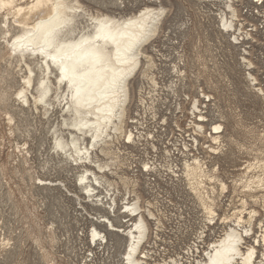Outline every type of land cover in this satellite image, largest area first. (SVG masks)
Wrapping results in <instances>:
<instances>
[{
  "label": "rangeland",
  "instance_id": "obj_1",
  "mask_svg": "<svg viewBox=\"0 0 264 264\" xmlns=\"http://www.w3.org/2000/svg\"><path fill=\"white\" fill-rule=\"evenodd\" d=\"M78 2L93 15L124 18L147 6H162L164 13L157 34L144 48L148 56L140 59L130 80L124 127L113 135L115 162L105 172L113 184L96 188L102 202L86 196L77 181L80 165L54 147L53 131L67 133L61 107L34 106L32 88L28 105L17 96L28 71L25 62L9 55L0 33V264H123L126 236L97 221L114 210L113 223L127 228L133 217L124 205L134 194L149 227L144 246L151 264L169 258L192 264L200 254L203 258V252L189 253L217 239L227 225L223 215L242 208V200H247V210L258 211L256 222L264 224V189L248 192L244 187L251 175L264 176V37L257 32L264 24V0ZM81 13L76 23L80 28L91 24ZM223 18L232 28L223 26ZM11 27L8 38L19 30ZM36 62L33 56L27 61L34 82L39 75ZM216 123L223 127L215 143L210 135L216 134L210 132ZM125 130V136L131 130L143 137L124 144ZM189 137L193 145L199 143L191 157L183 145ZM206 145L213 158L201 153ZM192 157L225 183L223 193L218 180L207 184L215 187L208 189L215 199L213 223L182 172L184 161ZM94 225L106 243L90 237Z\"/></svg>",
  "mask_w": 264,
  "mask_h": 264
},
{
  "label": "bare ground",
  "instance_id": "obj_2",
  "mask_svg": "<svg viewBox=\"0 0 264 264\" xmlns=\"http://www.w3.org/2000/svg\"><path fill=\"white\" fill-rule=\"evenodd\" d=\"M23 1L0 0V33L9 55H14L17 61L25 62L28 71V75L22 77L23 86L17 96L24 105H28V90L32 88L35 91L32 95L34 106L44 105L53 109L57 104L61 107V124L67 133L64 136L57 133V130L53 131L54 147L60 149L66 158L80 165L77 181L86 196L102 202V192L96 188L103 183L110 187L113 184L105 172L115 162L113 135L120 134L124 127L130 99V80L141 63L140 59L148 56L144 48L158 32L164 8L147 6L138 13L123 18L103 13H86L78 0ZM2 12L5 14L2 15ZM79 13L87 15L91 24L81 28L76 26ZM222 21L225 28H232L231 21L228 22L225 18ZM11 26H16L19 30L8 38ZM31 56L35 58L39 68L35 82L33 69L27 63ZM50 96H53V100L49 99ZM193 108L198 110L196 103ZM201 118L202 115H198L199 122ZM222 127L219 123L212 125L213 132L210 133L216 134L210 135L213 142L220 140ZM196 128L201 131L203 126L198 125ZM125 133L126 130L125 140L132 141L131 130L126 136ZM182 172L190 189L197 195L205 218L213 223L217 216L215 199L209 195L208 189L214 191L215 187L207 184L218 178L207 170L206 164L198 157L184 161ZM250 177L244 184L248 192L264 189L263 175ZM122 180L126 182L125 178ZM218 182L223 193L225 183L220 180ZM104 189L108 191L107 187ZM134 196L132 202L124 205L133 217L127 228L120 229L122 225L113 223L114 210L113 213L107 210V213L99 214L97 222L104 223L109 230L121 231L126 236L123 264H151L144 246L149 227L144 217L145 212L143 213L139 204L140 198L138 195ZM110 200L116 204L115 198L110 197ZM262 200L264 211V195ZM241 206L232 214L223 215L222 221L227 222V225L217 239L206 242L207 247L203 249L198 246L190 249L191 255L196 252L204 253L203 258L201 254L194 258L192 264H264L263 221L259 219L256 222L258 211L247 210V200H242ZM144 211L152 215L150 210ZM90 232L93 240L99 238L107 242L105 234L98 231L95 225ZM170 262L184 264L177 258L162 259L153 264Z\"/></svg>",
  "mask_w": 264,
  "mask_h": 264
},
{
  "label": "built area",
  "instance_id": "obj_3",
  "mask_svg": "<svg viewBox=\"0 0 264 264\" xmlns=\"http://www.w3.org/2000/svg\"><path fill=\"white\" fill-rule=\"evenodd\" d=\"M250 1H252V2H257V3H261L263 0H250ZM222 26V25H221ZM259 26H260V28H259ZM257 27V26H256ZM258 29H257V32H258V34H261V35H263V37H264V24L262 23H260V25H258V27H257ZM260 29V30H259ZM258 34H257V36H256V38L255 39H257V40H260V38L258 37ZM150 79V78H149ZM151 81H153L152 79H150ZM143 101V100H142ZM205 108V106H202V108ZM152 109V108H151ZM163 122H164V120H163ZM186 132V131H185ZM133 133V132H132ZM134 134V133H133ZM150 134V133H149ZM190 134H192V127H191V132H188V136L190 135ZM134 136L135 137H133V140L132 141H128V140H125L124 139V144L125 143H127V144H130V143H134L137 139H136V136H138V137H141L142 136V134L141 133H136V134H134ZM197 137H198V139L200 140V134H197L196 135ZM143 137V136H142ZM201 142V140L199 141V143ZM199 143L198 144H196V143H194V145H193V139L191 138V137H189V139H187V141L185 140L184 142H183V145H184V147L185 148H187V151H188V155L187 156H192V155H194V152L192 151V150H194V147L195 146H199ZM212 142H210L209 141V143H207L208 145H210ZM213 144V143H212ZM212 144H211V146H212ZM185 145H187V146H185ZM208 145H206V146H202V148L204 149V151H202L201 153H203V154H205V155H207V156H210L211 157V155H209L211 152L210 151H212V149L210 148V147H208ZM193 152V153H192ZM192 153V154H191ZM196 155H200V153H197ZM201 156V155H200ZM211 158H213V157H211ZM144 163V162H143ZM144 165H147V166H151L149 163H146V164H144ZM144 168H146L145 166H144ZM148 168V167H147Z\"/></svg>",
  "mask_w": 264,
  "mask_h": 264
}]
</instances>
